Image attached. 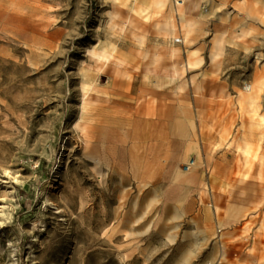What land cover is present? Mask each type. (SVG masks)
I'll list each match as a JSON object with an SVG mask.
<instances>
[{"label": "rangeland", "instance_id": "obj_1", "mask_svg": "<svg viewBox=\"0 0 264 264\" xmlns=\"http://www.w3.org/2000/svg\"><path fill=\"white\" fill-rule=\"evenodd\" d=\"M198 3L0 0V264H264V6Z\"/></svg>", "mask_w": 264, "mask_h": 264}, {"label": "bare ground", "instance_id": "obj_2", "mask_svg": "<svg viewBox=\"0 0 264 264\" xmlns=\"http://www.w3.org/2000/svg\"><path fill=\"white\" fill-rule=\"evenodd\" d=\"M164 27L166 28H170L173 27L174 24L173 22H166L162 24ZM236 37H242L243 34L242 33H237L234 34ZM91 56L92 58L96 61L97 65L96 67L98 69H101L102 64H105L107 62H109L112 58H113V53L109 52L108 50H96L93 49L91 51ZM179 71L175 69V73H178ZM92 84L90 83H83V89H84V104L86 105V94H87V90L88 89H92ZM255 91H257V88L254 86L250 89V93H249V98L254 97L255 95ZM224 95H228V93L226 92H222ZM261 120H264V115H260ZM244 157H245V163H246V167L244 172L241 173L242 178L246 179L248 177H250V173L252 171L254 162L257 160L258 161V176L261 177V175L264 172V154L262 153H258V149L260 148V144L257 145L256 149H253L249 144H243L240 146Z\"/></svg>", "mask_w": 264, "mask_h": 264}, {"label": "crops", "instance_id": "obj_3", "mask_svg": "<svg viewBox=\"0 0 264 264\" xmlns=\"http://www.w3.org/2000/svg\"><path fill=\"white\" fill-rule=\"evenodd\" d=\"M237 2L239 6H250L253 3L255 6H264L262 5L263 0H200L196 6H202V4L206 3L205 5L208 6H232V3ZM216 3V5H212ZM264 4V3H263Z\"/></svg>", "mask_w": 264, "mask_h": 264}, {"label": "built area", "instance_id": "obj_4", "mask_svg": "<svg viewBox=\"0 0 264 264\" xmlns=\"http://www.w3.org/2000/svg\"><path fill=\"white\" fill-rule=\"evenodd\" d=\"M196 158L192 157L190 158L185 164H184V168H185V171H189L191 170L193 167L196 166Z\"/></svg>", "mask_w": 264, "mask_h": 264}]
</instances>
